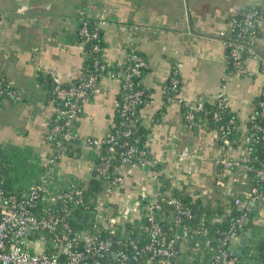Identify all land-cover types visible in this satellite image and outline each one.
Returning <instances> with one entry per match:
<instances>
[{
	"label": "crops",
	"instance_id": "crops-1",
	"mask_svg": "<svg viewBox=\"0 0 264 264\" xmlns=\"http://www.w3.org/2000/svg\"><path fill=\"white\" fill-rule=\"evenodd\" d=\"M249 5L264 7V0H0V75L21 93L19 101L0 103V149L12 153L30 148L33 159L47 151L44 135L56 102L45 84L46 77L51 80L52 73L61 83L69 84L83 74L85 53L78 35L82 10L91 22L104 21L101 59L107 65L120 67L129 47L146 59L148 67L140 79L145 91L139 114L145 132L143 145L154 156L165 154L161 170L171 187L185 190L213 209L211 223L225 222L235 213L233 197L249 186L250 179L241 168L224 170L215 161L236 156L255 103L264 95L260 60L264 56V19L259 21L253 45L258 57L248 55L236 72L227 69L231 20ZM173 73L179 79L175 95L185 102L224 91L240 134L232 145H220L204 121L193 128L184 121L181 104L168 100L165 93ZM119 91L118 79L101 76L99 90L83 104L75 120L81 136L100 138L106 134ZM72 149L59 160L55 186L66 177L85 185L95 180L91 171L94 152ZM183 150L189 155L179 157ZM126 187L133 196L143 191L150 198L157 187L156 173L133 166ZM114 197L112 202L121 208L124 194ZM250 221L256 230L249 239L257 245V239L264 238V191ZM175 238L178 264L186 259L207 264L213 236L199 230L190 238L184 234ZM261 245L260 255L264 254V243ZM237 246L234 242L232 249ZM239 249L243 255V248ZM254 249L246 253L249 264H255Z\"/></svg>",
	"mask_w": 264,
	"mask_h": 264
},
{
	"label": "built area",
	"instance_id": "built-area-1",
	"mask_svg": "<svg viewBox=\"0 0 264 264\" xmlns=\"http://www.w3.org/2000/svg\"><path fill=\"white\" fill-rule=\"evenodd\" d=\"M256 14V11L247 12L242 19L245 25L241 24L242 20L238 21L235 18L231 20L232 31L237 27V33L235 40L231 39L227 44L232 64L236 68L240 69L242 66L243 53L258 57L253 42L242 39L247 33L255 34ZM79 15L80 35L85 41L96 39L104 21L95 22L94 29L89 31L86 15L82 10ZM92 50L97 52L100 47L94 44ZM92 59L96 71L105 70V66L98 59L94 57ZM260 60L264 70V58ZM123 64H126L125 67L117 73L106 74L121 81L119 91L121 100H116L115 110L122 117V127L113 133L107 130L100 138L81 136L73 127L79 113L82 112L83 104L89 99L88 93L99 90L97 82L99 75L96 72L87 76L82 74L78 84L64 87L59 78L50 73L54 86L53 95L59 102L55 111L59 121L49 125L44 135L47 151L40 154L42 171L37 182L18 193H7L0 185V264H176L173 259L176 255L174 240L167 236L155 217L158 200H162L160 192L157 191L160 185L158 177L162 170L153 172L156 173L157 187L152 197L149 198L143 191L138 197L126 191L131 167L136 166L128 165L129 159L135 154L140 156L147 154L146 149L137 148L138 139L134 138V141L130 142L129 138L135 122L139 119L135 111L144 101V92L140 88L138 78L148 67V63L134 47H129ZM178 88L179 79L177 73H173L165 86V93L170 96L171 92H176ZM1 96L9 101L21 99V93L10 87L0 75ZM210 100L218 101L220 108L229 106L223 90ZM173 101L188 107L184 118L189 124L194 121L193 112L203 108L201 99L185 102L174 95ZM254 117L264 118V95L255 103L250 119ZM214 119L218 121L220 116L215 113ZM233 123V119H229L227 126H220L219 130L225 131L229 129V125L233 126ZM112 125L111 123L109 128ZM251 129L253 130L249 131L248 128L241 135L236 156L221 158L215 161V164L224 170L232 168H241L246 172L251 170L247 163L248 158L244 155L249 153L251 143L264 144V125L255 124ZM71 140H79L82 147L98 153L103 149L106 151L100 155L99 162L91 167L95 178L102 180L101 190L93 198V206H89L94 213L93 231L74 230L70 223L59 215L60 211L66 210L69 203L87 205L84 204L85 201L87 198L91 199L86 193L87 185L79 184L76 179L66 177L59 184L56 182L55 186L57 165L60 158L66 155L65 143ZM188 155L184 150L178 153L179 157ZM165 158L164 153L153 156L147 164L156 167L162 165ZM263 189L264 163H261L259 169L255 170V178L251 180L249 186L233 197L232 206L237 215L229 230L219 239L220 245L213 250L207 264H249L247 256L241 259L232 254V245L245 234L241 231L250 221ZM119 191L124 194L125 202V204L122 202L121 208L110 204L113 195ZM168 201L174 206L177 222H180L181 217H190L189 210L183 207L177 198L171 197ZM99 224L105 225L109 233H113L115 226L132 224L134 228L142 230L144 242L140 244L130 239L129 243H121V249H112L110 240L95 233ZM141 256L145 257L144 261L140 260Z\"/></svg>",
	"mask_w": 264,
	"mask_h": 264
},
{
	"label": "trees",
	"instance_id": "trees-1",
	"mask_svg": "<svg viewBox=\"0 0 264 264\" xmlns=\"http://www.w3.org/2000/svg\"><path fill=\"white\" fill-rule=\"evenodd\" d=\"M256 11L257 14L254 16V22L256 26V32L254 35H249L248 33L245 34L242 39L243 40H248L253 42V45L256 44V38L258 37V24L259 21L264 19V7L260 6H247L244 9H242L239 13L235 15L236 20H242L244 15L247 12H254ZM242 25H245V22L242 20ZM95 22H91L88 19V24L87 28L89 31H92L94 29ZM81 25H79V31H80ZM237 33V27H234L233 31H231L230 34V40H235V36ZM80 37L81 42L83 43V49L85 53V62H84V67H83V74L86 76L89 73H97L99 75L97 82L99 86V81L101 76L108 74V72L114 74L117 73L119 70L123 69L126 64H122L120 67L113 68L109 65H107L102 59H101V48H102V42H101V35H100V30L98 33V37L96 39L90 40V41H85L84 37L78 34ZM94 44H97L100 47V50L97 52H93L92 46ZM254 48V46H253ZM248 56L247 53L242 54V63L243 60ZM98 59L100 63H102L105 66L104 71H96L95 67L93 65V59ZM264 58V56L262 57ZM227 69L229 72H236L239 70V68L234 67L232 64L230 55H229V47H227ZM146 70V69H144ZM143 70V71H144ZM142 71V73H143ZM141 73V76H142ZM141 76L138 79H141ZM80 78L73 81L72 83L69 84H64L61 83L62 86L67 87L69 85H76L78 84ZM120 85H121V81ZM48 86V89H50V94L53 98V100L56 102V107L59 106V102L57 99H55V96L53 95V83L52 80L46 77V83ZM141 85V84H140ZM141 89H143L144 96H143V103L139 105L135 111L136 114H140L141 108L145 103V91L142 86H140ZM93 93H88V98L92 95ZM176 92H171L170 96L166 94V97L168 100H173L174 95ZM198 99H201L203 101V108L200 111H194V121L193 123L189 124L186 122L184 118V114L188 107L184 106L183 104L181 105L182 113H183V119L184 121L193 127L198 126L199 124H202L204 121L208 130L213 131L216 140L220 145H222L224 148L229 147L232 145V141L236 140L239 137V132H238V121L235 113L231 111L230 107H223L220 108L218 107V101L210 100V97H205L201 96L198 97L195 101ZM6 100L4 96L0 97V103L2 101ZM121 100V93H119V96L117 97V101ZM217 113L220 116V120H215L214 119V114ZM81 113H79L80 115ZM233 119L234 125H229V129L219 130L220 126H227L228 120ZM121 120L122 117L119 115V112L115 110L114 112V119L112 121V126L108 129L109 133L115 132L117 129L121 128ZM59 121L58 116L54 114V116L51 118L49 125H52L53 122L56 123ZM76 122V121H75ZM75 122H74V129L75 127ZM264 125V118L261 117H254L251 118L248 121V128L249 131H252L251 127L253 125ZM248 131V132H249ZM135 139L139 140V143L137 144V148L141 149L144 148L147 150L146 156H140L138 154H135L129 159L128 165H140L144 166L147 169H150L153 172H158L161 168L162 165L152 167L149 166L147 163L152 159L154 155H152L149 150L143 145V141L145 138V132L142 128L140 118L138 121L135 122V125L133 127V131L131 134V137L129 138L130 142H133ZM65 151L66 154L72 153L73 147L75 146L77 149H82L81 142L79 140H71L68 143H65ZM251 149L248 153V165H250L251 170L245 171V173L249 176L250 183L253 178H255V170L259 169L261 163H264V144L263 143H257V144H252L250 145ZM91 151L94 152L95 158L93 161V165H96L99 162V157L100 155H103L106 153V151L103 149L101 150L100 153L97 151L90 149ZM32 151L30 148H23L20 149L16 152L12 153H5L4 150L0 149V185L1 187L7 192V193H18L21 191L26 190L31 184L37 182L38 177L42 171V164L40 157H36L35 159L32 158ZM233 169V168H232ZM93 176L95 177V174L92 172ZM160 180V185L158 186L157 191L160 192V195L162 197V200H158V205L155 209V217L156 220L162 225L165 233L169 238H172L174 240V246L177 244V239L175 238L176 236H182L184 234L185 237H191L192 235L195 236V234L198 235L199 230L201 232H204L208 235L213 236L212 240V248L213 250L220 245L219 239L222 238L230 228L231 223L235 220L236 217V212L234 211L233 206H231L232 210L235 212L232 217L226 219L225 222L222 223H211V218L210 216V210L213 211V209L208 208L209 206L206 205L205 203L203 204L200 200L198 199H193L190 193L186 192L185 190H177L173 187H171L170 180L161 173V175L158 177ZM79 184H84L82 181L77 180ZM102 180H98L95 178L93 182H89L86 188V193L88 197H91V199H88L85 201L84 204H74V203H69L66 206L65 211H60L59 215L67 220L70 225L74 228V230H79V229H86L93 231V220H94V213L90 210L89 206H93L95 196L100 192L101 186L100 183ZM264 190V189H263ZM118 194H121V191L118 192ZM115 195H113L111 201L115 200ZM171 197L177 198L180 203L182 204L183 207L187 208L190 212V217H181L180 222H177L176 220V211L174 209V206L169 203L168 199ZM86 199V198H85ZM232 203V201H231ZM110 204L114 205L116 207V203H111ZM58 208V207H57ZM208 208V209H207ZM204 213V216L200 218V215ZM88 215L89 217L85 219V215ZM252 216V215H251ZM97 235H100L103 238H107L108 240L111 241V246L112 249H121L122 244L121 243H129L130 239L137 241L138 243H143L144 238H143V232L141 229H136L133 227L132 224H126L125 226H115V229L113 233H109L108 228L105 227V225L99 224V226L96 228ZM247 230L251 231V236L255 232L254 225H252V222L249 221L242 229L241 232L246 233ZM179 232L178 234H175ZM258 244L255 245L254 242H251V239H249V244L247 247L243 248V255L240 257L241 259L246 256V253L249 251H252L255 247V254L253 256V260L255 261V264H264V254L260 252L258 253V250H260L261 244L264 243V238H258ZM119 241L120 243H117ZM257 250V251H256ZM145 257L141 256L140 260L144 261ZM174 261L176 264V255L173 257ZM180 264H194L193 261H189L186 259L184 263ZM252 264V263H251Z\"/></svg>",
	"mask_w": 264,
	"mask_h": 264
},
{
	"label": "water",
	"instance_id": "water-1",
	"mask_svg": "<svg viewBox=\"0 0 264 264\" xmlns=\"http://www.w3.org/2000/svg\"><path fill=\"white\" fill-rule=\"evenodd\" d=\"M85 217L87 218V214L85 215ZM250 233L251 231L247 230L246 233L239 238L238 246L232 249V254L238 257L242 255V251L239 248L247 247Z\"/></svg>",
	"mask_w": 264,
	"mask_h": 264
}]
</instances>
